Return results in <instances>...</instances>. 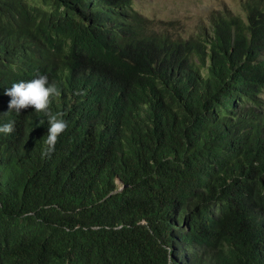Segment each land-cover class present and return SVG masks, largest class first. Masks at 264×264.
Instances as JSON below:
<instances>
[{
  "label": "trees",
  "instance_id": "trees-1",
  "mask_svg": "<svg viewBox=\"0 0 264 264\" xmlns=\"http://www.w3.org/2000/svg\"><path fill=\"white\" fill-rule=\"evenodd\" d=\"M240 8L189 32L0 0V264H264V0ZM40 75L68 124L47 158V116L4 94Z\"/></svg>",
  "mask_w": 264,
  "mask_h": 264
},
{
  "label": "clouds",
  "instance_id": "clouds-1",
  "mask_svg": "<svg viewBox=\"0 0 264 264\" xmlns=\"http://www.w3.org/2000/svg\"><path fill=\"white\" fill-rule=\"evenodd\" d=\"M136 10V9H135ZM10 97L9 113L34 108L37 113H44L47 116L48 132L42 139L44 148L41 151V158L50 157L55 151L58 138L66 131L68 124L62 118L61 113L49 111L52 97L60 95V90L55 83H50L47 76L40 75L30 81H20L7 88L5 93ZM15 131V122L9 121L0 125V133L10 135Z\"/></svg>",
  "mask_w": 264,
  "mask_h": 264
},
{
  "label": "rangeland",
  "instance_id": "rangeland-1",
  "mask_svg": "<svg viewBox=\"0 0 264 264\" xmlns=\"http://www.w3.org/2000/svg\"><path fill=\"white\" fill-rule=\"evenodd\" d=\"M241 0H132L134 9L154 21L181 24L189 31L205 20L213 11L232 10L240 12ZM207 20V19H206ZM180 256V254H176Z\"/></svg>",
  "mask_w": 264,
  "mask_h": 264
}]
</instances>
